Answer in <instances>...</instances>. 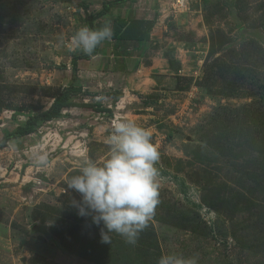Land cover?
<instances>
[{"label": "rangeland", "instance_id": "1", "mask_svg": "<svg viewBox=\"0 0 264 264\" xmlns=\"http://www.w3.org/2000/svg\"><path fill=\"white\" fill-rule=\"evenodd\" d=\"M97 1L101 6L87 11L89 0H0V139L48 108L73 76L84 88L76 101L94 104L66 108L0 148V264L109 261L77 253L88 246L85 231L94 222L78 214L72 202L82 197L66 181L83 159L109 157L106 141L120 118L149 129L159 151L154 218L135 245L109 234L115 247L129 248V264H157L170 254L196 257L197 264H264V0H188L180 7L163 0L171 12L166 20L175 24L167 40L176 42L163 52L183 54L176 58L183 67L171 84L132 92L139 99L122 104V114L116 106L125 97L114 102L119 78L92 70L96 54L73 69V56L84 52L69 50L71 37L89 11L102 9ZM245 117L250 132L241 138L235 123ZM37 148L48 153L47 167L33 163ZM66 228L76 252L63 246ZM99 238L97 246L108 248Z\"/></svg>", "mask_w": 264, "mask_h": 264}, {"label": "clouds", "instance_id": "2", "mask_svg": "<svg viewBox=\"0 0 264 264\" xmlns=\"http://www.w3.org/2000/svg\"><path fill=\"white\" fill-rule=\"evenodd\" d=\"M113 35L110 23L97 29L81 26L71 37L69 50L91 56ZM106 143L109 157L102 162L83 159L79 174L66 183L82 197L72 202L78 214L91 215L97 225L103 222L102 243H111L109 234L116 233L135 245L159 204L158 147L152 142L151 131L130 118L113 121ZM31 158L37 167H47L49 163L48 153L41 148L34 149ZM157 264H197V259L170 254L162 255Z\"/></svg>", "mask_w": 264, "mask_h": 264}, {"label": "crops", "instance_id": "3", "mask_svg": "<svg viewBox=\"0 0 264 264\" xmlns=\"http://www.w3.org/2000/svg\"><path fill=\"white\" fill-rule=\"evenodd\" d=\"M89 1L90 3L86 2L87 11L88 7L95 9V7L97 8L100 5L97 0ZM103 3L104 0L101 4L103 5ZM153 10H155L154 14L157 15L148 41L140 42L134 39L120 40L112 38L111 40L103 41L96 53L97 64L92 70L94 72L107 73L105 75L110 77L119 78V90L123 92L120 98L125 97V103H123V100L119 101V105L116 106L118 114L123 112L122 104L127 106L129 103L132 104L134 101H138L139 98L135 97L132 92L137 91L142 94V91L158 90V86L166 85L167 81L171 84L176 71H180L183 67L178 66L179 60H177L178 57L182 58L183 54L178 53V55H175L176 59L163 52L164 49L170 46L171 42L176 43L174 40H167L169 37L168 28L172 25L175 29V24L170 22V20H166L171 12L167 7V3L163 2V0H122L113 4L99 18L105 24L110 23L113 28V24L119 16L126 19H151ZM149 13L151 14L150 16ZM171 33L173 32L171 31ZM174 61L177 62V67H174L176 64ZM181 61L184 60L181 59L180 63H182ZM128 94L134 96L129 97ZM114 102L116 104L117 99ZM127 110L132 112L134 109L127 108Z\"/></svg>", "mask_w": 264, "mask_h": 264}, {"label": "trees", "instance_id": "4", "mask_svg": "<svg viewBox=\"0 0 264 264\" xmlns=\"http://www.w3.org/2000/svg\"><path fill=\"white\" fill-rule=\"evenodd\" d=\"M122 0H108L104 1L102 5V9L98 12H88L86 15L84 22L85 25H87L89 28L92 29H97L102 27L105 23H103L99 18L104 15L107 10L113 5ZM155 24V18L154 19H146V18H133V19H126L122 16H119L115 23L113 24V39H120V40H137L140 42L143 41H148L150 38V32ZM100 46V45H99ZM99 46L95 49L94 54L98 52ZM92 55H87L85 53L80 54V55H74L73 56V69L76 71L78 69L79 59H91ZM244 70V69H242ZM244 77V75H242ZM76 76H73L71 83H69L66 86H63L59 88L57 92H55L52 97H53V102L49 105L48 108L44 109L43 107L41 109H38L37 112H34L30 114L25 121V123L19 124L16 126V128L13 131H8L7 134H5L1 139H0V148L5 147L7 143L11 139H16L20 137L27 136L31 133H34L37 129V127L43 123V122H48L50 120H53L55 118H59L63 115V110L66 108L70 107H79V106H92L94 104H90L87 102H77L76 97L82 95L84 93V88L83 85L76 84ZM232 87V91H233ZM113 93V92H111ZM111 95V94H109ZM113 95V94H112ZM123 95V92L119 90V92L114 95L115 99L121 97ZM99 107V106H98ZM102 107V106H100ZM238 117V116H237ZM239 118V117H238ZM255 119V116L252 114V119ZM248 118L245 117L242 120H236L235 123V129L238 132V136L241 138H245L247 136V133L250 131H246L245 125L248 122ZM254 132V130H253ZM252 134V133H251ZM257 136L258 133L250 135V137H254L255 141H257ZM248 137V136H247ZM249 137V138H250ZM264 137V136H263ZM61 214V213H60ZM62 217V216H61ZM60 217V218H61ZM50 220H57V218L49 217ZM60 222L61 220L58 219ZM81 221L82 219L77 216V227L75 230H77V233H80L83 231V226H81ZM57 222V221H56ZM61 228H63V222L59 224ZM91 228H87L85 231V239L88 241V246H77V253L78 251L81 253V255L85 256L86 258L90 259H98L97 257H103V259H109L105 260V262H100L103 264H129L130 260V252L129 248H127L123 243L118 247H115V242L110 243H104L105 246H108V248H105L104 250L99 248L97 246V242L95 240V236H100L98 239L99 242L101 241V233L98 234L96 233L95 229V224L90 223ZM63 230V229H62ZM70 228H66L65 232H59L63 233L61 234V241L63 243V246L67 248L71 252H76L74 251V248L66 243V238L68 237L69 233L68 231ZM74 230V231H75ZM84 239V238H83ZM78 243V242H77ZM99 244V243H98ZM100 247H104V245H100ZM82 251H85L83 253ZM97 254L99 256H97ZM159 256V254H158ZM95 262H98V260H94ZM107 261V262H106ZM99 263V262H98Z\"/></svg>", "mask_w": 264, "mask_h": 264}, {"label": "built area", "instance_id": "5", "mask_svg": "<svg viewBox=\"0 0 264 264\" xmlns=\"http://www.w3.org/2000/svg\"><path fill=\"white\" fill-rule=\"evenodd\" d=\"M186 2H188V0H178V7L183 6L184 4L186 6Z\"/></svg>", "mask_w": 264, "mask_h": 264}]
</instances>
